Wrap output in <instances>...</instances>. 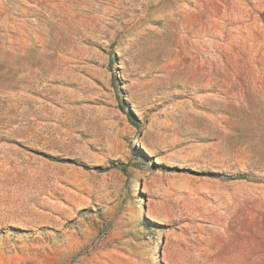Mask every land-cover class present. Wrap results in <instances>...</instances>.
<instances>
[{"label": "rangeland", "instance_id": "rangeland-1", "mask_svg": "<svg viewBox=\"0 0 264 264\" xmlns=\"http://www.w3.org/2000/svg\"><path fill=\"white\" fill-rule=\"evenodd\" d=\"M0 264H264V0H0Z\"/></svg>", "mask_w": 264, "mask_h": 264}, {"label": "trees", "instance_id": "trees-1", "mask_svg": "<svg viewBox=\"0 0 264 264\" xmlns=\"http://www.w3.org/2000/svg\"><path fill=\"white\" fill-rule=\"evenodd\" d=\"M112 66H113V57L110 54L109 61H108V69L112 70ZM111 83H112V86L114 87V90L117 91L116 78L114 75L111 76Z\"/></svg>", "mask_w": 264, "mask_h": 264}]
</instances>
